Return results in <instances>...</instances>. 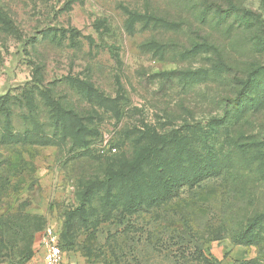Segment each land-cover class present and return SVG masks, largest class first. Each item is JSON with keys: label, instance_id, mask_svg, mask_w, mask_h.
<instances>
[{"label": "rangeland", "instance_id": "obj_1", "mask_svg": "<svg viewBox=\"0 0 264 264\" xmlns=\"http://www.w3.org/2000/svg\"><path fill=\"white\" fill-rule=\"evenodd\" d=\"M230 4L252 11L255 20L231 11L219 18L217 8L228 12ZM131 13L153 14L179 28H150L146 18L128 24ZM102 20L106 29H97ZM260 40L264 0H0V96L10 109L7 128L0 106L5 255L15 262L22 254L34 257L39 232L52 223L65 235L66 264H264V222L255 227L254 244L231 238L264 216V69L254 87L261 108L228 114L238 80L264 66ZM217 62L225 67L220 76L211 70ZM198 70H209V78L188 82ZM24 94L33 98V112ZM46 94L75 111L85 130L67 119L66 132L58 133ZM218 119L225 124L215 147L229 158L222 176L181 187L178 197L134 213L119 196L106 202L110 216L102 215L107 192L95 182L143 154L147 128L184 130L195 139L185 128ZM7 137L25 140L8 143ZM87 188L91 195L82 207Z\"/></svg>", "mask_w": 264, "mask_h": 264}, {"label": "trees", "instance_id": "obj_2", "mask_svg": "<svg viewBox=\"0 0 264 264\" xmlns=\"http://www.w3.org/2000/svg\"><path fill=\"white\" fill-rule=\"evenodd\" d=\"M230 11L240 16V19L243 21H246V19L255 20L252 11L239 9L233 4L229 5L228 12L222 13L221 9L217 8L219 18H224ZM129 17L130 20L128 24L146 18L147 23H145V25L150 28L171 30H177L179 28L177 23L167 21L153 14L147 13V15H142L131 13ZM6 24L10 28L12 27L9 21H6ZM96 24L97 29L100 27L106 29L104 20L95 23V25ZM61 31L63 32V29ZM68 31L75 30L69 29ZM52 33L53 32H50L49 34ZM53 34L56 35L57 33L54 32ZM262 44H264V40H260L258 43V45L261 46ZM198 46L202 49L208 48L206 45L200 44ZM263 67L264 66L256 67L248 73L246 79L238 80L239 90L236 92L235 96L228 98V105L230 106V111L228 112L229 116L237 118L242 110H248L255 105L254 108L256 110L261 108L260 103L254 100V87L257 84L256 74L260 73L259 71L264 69ZM211 70H213V75L220 76V74L224 72L225 67L222 62H217L212 66ZM197 72L195 71L193 72L194 74L188 75L192 76L190 79H187L189 78L188 76L187 78L185 77L186 73H182V75L190 83L207 80L210 76L209 70H198ZM197 74L202 76L198 77ZM82 85H85L88 90L91 88V86L85 82H82ZM96 94H98V97H101L102 101L107 100L102 94L100 95L97 92ZM45 96V106L50 111L52 122L58 133L66 132L67 126H69L67 124V119H71L72 121L74 119L78 122L77 131L81 129L85 130L86 125L83 119L75 111L64 108L49 94ZM6 97L7 96L3 95L0 96V106L3 107V113L6 117L4 127L8 128L10 127V109L6 106L8 99H6V101L4 100ZM23 104H27L28 110L31 112L35 110L33 98L30 95H23ZM224 124V119H218L205 127L200 125H189L187 128L183 127L185 129H192L196 134L195 139H192L189 134L187 135L188 131L184 132V130L182 134L177 131L162 134L147 128V132L143 134L145 136L147 135L149 143H147V148L144 150L143 154L128 164L125 169L110 172L105 175L104 178L95 182L101 187H104L107 192V194L101 198V203L103 202L101 208L102 215L106 217L110 216L109 207L106 202H116L119 196L125 198L128 203L127 209L134 213L139 210H144L152 204H161L168 202L175 196L178 197L181 187L192 189L195 186H200L205 181L222 176L226 168L228 169L229 158L222 155L220 151L216 149L214 141L215 136L219 132V128H222ZM25 134L27 133H24L23 136H25ZM20 140L24 141L25 137H23V139L16 137L10 139L7 137L5 142L16 143ZM147 192H149L148 196L146 194ZM130 193L131 196H127V194ZM90 195L91 193L89 194L88 188L83 191L80 197L82 207H84V203L88 201ZM80 209L81 208H77L75 210L78 212ZM261 217V219L256 217L251 219L246 227L234 231L231 235L233 242L243 245L256 243L257 232H255V227L262 226L261 223L264 222V216ZM69 219L70 218H67V223ZM63 236L65 235L63 234ZM63 236L61 235V237ZM61 237L59 233V244L63 250L64 245ZM5 249L6 247H4V249L0 248V264H24L29 261L32 256V254L30 256L22 254L15 262L5 255ZM202 258L204 259L205 257ZM204 261L208 262L207 259H204ZM248 263L249 262H239L237 264Z\"/></svg>", "mask_w": 264, "mask_h": 264}, {"label": "built area", "instance_id": "obj_3", "mask_svg": "<svg viewBox=\"0 0 264 264\" xmlns=\"http://www.w3.org/2000/svg\"><path fill=\"white\" fill-rule=\"evenodd\" d=\"M38 239L43 251V264H66L59 244V233L54 224L48 223L39 232Z\"/></svg>", "mask_w": 264, "mask_h": 264}, {"label": "crops", "instance_id": "obj_4", "mask_svg": "<svg viewBox=\"0 0 264 264\" xmlns=\"http://www.w3.org/2000/svg\"><path fill=\"white\" fill-rule=\"evenodd\" d=\"M33 248H34L35 256L24 264H42V257H40L39 253L37 252V248L40 249L41 252H43L39 245L38 237H37V241H35Z\"/></svg>", "mask_w": 264, "mask_h": 264}]
</instances>
